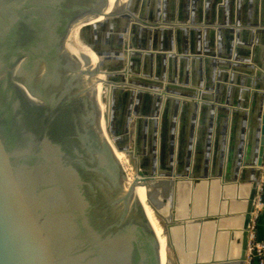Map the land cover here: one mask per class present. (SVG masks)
I'll list each match as a JSON object with an SVG mask.
<instances>
[{"label": "water", "instance_id": "1", "mask_svg": "<svg viewBox=\"0 0 264 264\" xmlns=\"http://www.w3.org/2000/svg\"><path fill=\"white\" fill-rule=\"evenodd\" d=\"M134 1L105 12L109 0H0V264H163L135 192L136 181L156 177L166 191L181 188L195 201L188 206L202 212L189 216L198 223L190 227L195 264H232L234 257L246 264L264 175V0H205L202 8L200 0H178V7L172 0L170 16L166 6L161 14L141 0L137 17ZM147 18L156 23L148 28L155 42L136 45L134 30L144 27L138 19ZM117 19L128 21L119 31ZM77 22L98 55L93 68L66 47ZM141 58L150 67L168 58L169 72L138 69L137 76L132 63ZM178 59L182 82L191 64L198 90L172 82ZM97 74H105L104 112L87 78ZM146 94L155 102L144 112ZM163 100L170 113L165 148L156 118ZM116 149L138 158L128 186ZM236 181L251 184L237 237L220 219L238 215L211 212L213 191L229 202L224 190ZM175 213L169 228L185 224ZM232 240L238 256L230 253Z\"/></svg>", "mask_w": 264, "mask_h": 264}, {"label": "rangeland", "instance_id": "2", "mask_svg": "<svg viewBox=\"0 0 264 264\" xmlns=\"http://www.w3.org/2000/svg\"><path fill=\"white\" fill-rule=\"evenodd\" d=\"M78 37L81 43L88 45L87 42L84 40V38L79 36V33H78ZM85 37L88 38L86 35ZM183 78H184L183 75L180 73L177 76V81L182 82L181 79ZM165 114H166L165 111H163L162 113L163 127L165 124V120H164ZM108 131L109 130L107 129V125H106V132L110 133ZM162 140H163V137H162ZM120 154L122 156V162L126 170V175L128 176V181L133 182L135 180V176L138 174L137 173V169L139 167L138 158L132 152L130 153L120 152ZM181 182L182 181H180V184ZM142 183L144 184V181ZM188 184L191 185L192 182L190 181L188 182ZM138 185H139V181H136V186ZM180 189H176L175 191L173 190V186H170V188H168L167 191L164 190L162 186L157 187L155 192H153L152 188L150 189L151 204L155 207L154 213L156 215V220H157L156 232L160 238L162 259L165 262V264H180V261L189 262L188 264H195L194 261L197 259L196 258L197 257V251H196L197 240H196V237H194V233H191L190 227L194 225L198 226L197 225L198 223L189 221V216L190 215L198 216L199 214H202V212L200 213L199 209L195 206L191 208L190 206H188L189 200L190 201L192 200L193 203L195 201L194 199L185 198L183 191ZM224 191H225L224 196L226 198L229 196L231 200L229 202L227 200H224L223 202H220V201L218 202L219 198L217 197V192L215 191V193L212 194L211 212L212 213L222 212L223 214L227 212H230V213H233V212L236 213L238 211L240 212L242 210L241 203H240L241 200H239L240 202L233 201L237 199L235 198L237 195V187L235 188V187L230 186L231 196L227 194L226 189ZM173 200H176V203H175L176 205L172 203ZM227 205L230 206L228 210L226 208ZM173 207H176V213H175L176 218L180 221H184L185 224L184 225L181 224L178 227L169 228L167 224L172 221L171 217H172ZM234 218H232L231 220H224V221L221 220V224H224V225L228 224L230 226L231 225L236 226V222L238 221L236 220V218L235 219ZM183 230L185 231V234L180 237V233L182 234L184 233ZM236 250H237L236 247H234L233 252H236ZM187 255L190 257H188ZM201 255L200 254L198 255V260L202 259Z\"/></svg>", "mask_w": 264, "mask_h": 264}, {"label": "bare ground", "instance_id": "3", "mask_svg": "<svg viewBox=\"0 0 264 264\" xmlns=\"http://www.w3.org/2000/svg\"><path fill=\"white\" fill-rule=\"evenodd\" d=\"M126 0H109V3H108V6L105 8V12H111L114 8L120 6L121 4H123V2H125ZM105 16L104 15H101L100 17H98L97 19H94L96 20L95 22H98V21H102V20H105ZM82 22H77L71 29L69 35H68V39H67V43H66V47L72 52L74 53L75 55L79 56L84 62H85V65L88 66L89 68H93V66L97 63L98 61V55L94 52V50L86 45V44H83L80 42V39L78 37V33H79V28L81 26ZM87 56L90 57L91 59V64L89 63V61L87 60ZM87 78L88 80H90L89 82L92 83V87L95 89V91L97 92V95H98V100L100 102V106H101V110L102 112L106 111L107 109V106H106V103L104 102L102 96H103V93H104V90H103V82H102V78H105L104 74H97V75H93L91 77H89V75H87ZM88 83V82H87ZM89 85V84H88ZM94 85V86H93ZM159 115V114H158ZM158 115L156 116L157 120H158ZM160 118V116H159ZM159 123V122H158ZM101 126L103 128L104 131H106V121H105V116L104 114H102V119H101ZM158 134V133H157ZM158 138V136H157ZM159 145V144H157ZM120 152H123V153H126L124 151H119L116 149V154H117V157L122 161V156L120 154ZM139 181V185L135 187V192L136 194L138 195L140 201L144 204L145 208H146V212L150 218V221L152 222L154 228L156 229V215L154 213V210L153 208L150 206L149 202H148V199L150 197V189L152 188V190H154L157 186H159L160 182H161V178L160 177H156L154 179H146L144 181V184L142 183L143 181L142 180H138ZM131 182L126 181V184L127 186L130 184ZM202 185H204V183L200 184L199 185V188L202 189ZM250 182H245V183H242V182H239V181H236L235 183H233L232 185H229L226 187V191H227V194L230 195V186L232 187H237V189L239 188V192L240 193H237V198L239 197V194H240V200L241 202L238 200L236 202H240L241 203V211L239 213H234L235 215H238V217L234 216L236 218V220L238 222H236V226H234V230H235V236H240L241 234V228H242V218H243V214H244V207H245V202H246V198L248 196V192H249V188H250ZM217 189H215L213 191V193H215ZM158 191V190H157ZM217 192V191H216ZM212 193V194H213ZM171 196V195H170ZM214 196V195H213ZM159 198V197H158ZM157 198V199H158ZM236 198V197H235ZM171 199V197H170ZM155 200V199H154ZM168 200V199H167ZM234 201V200H233ZM243 205V206H242ZM227 210H228V206H226ZM226 210V211H227ZM222 212H219L218 214H220ZM227 213H230V212H227ZM223 214V213H222ZM226 214V213H225ZM233 214V215H234ZM234 218V219H235ZM232 219V218H231ZM230 219V220H231ZM224 221V219H220V221ZM219 221V222H220ZM220 224V223H219ZM222 232L221 234L219 235V239L222 238ZM159 237V236H158ZM160 240V238H159ZM234 242V243H233ZM232 245H233V248L236 247V252H238V244L236 243V241L232 240ZM233 248L232 250H230V253L232 254L233 253ZM234 252V256H238L237 253ZM236 253V254H235ZM188 256V255H187ZM190 257V256H188ZM193 260V259H192ZM233 262L232 264H240L238 259L234 257V259H232ZM162 263L165 264V262L163 261L162 259Z\"/></svg>", "mask_w": 264, "mask_h": 264}, {"label": "flooded vegetation", "instance_id": "4", "mask_svg": "<svg viewBox=\"0 0 264 264\" xmlns=\"http://www.w3.org/2000/svg\"><path fill=\"white\" fill-rule=\"evenodd\" d=\"M164 2H165V4H164V6H166L167 8H168V3H167V1L168 0H163ZM178 1V0H177ZM135 2V11H134V15L137 17L138 16V13H139V7H140V4H141V0H136V1H134ZM159 2V3H158ZM204 2V3H203ZM148 3L149 4H151V6H152V4L153 3H156L157 4V7H159V9H160V11H161V14L163 13V9L165 8H162V0H148ZM205 4V0H200V6H201V8L203 7V5ZM151 6L150 5H148L147 6V9L145 10V12H144V15L145 16H147L148 18H150L151 16H152V8H151ZM169 6H171V4H169ZM177 7H178V4H177ZM119 11V10H118ZM196 13H198L197 14V17L199 16V14H201V10L199 9V6H198V12H197V10H196ZM170 14L169 13H167V16H169ZM147 18V20L146 21H144L143 22V20L142 19H138V22H140L141 21V23H143V25H144V27L143 28H140V27H138V28H136L135 30H134V34H133V40H134V43L137 45V44H144V45H147L149 42H152L153 44H154V32L151 34V37H148V28H151V27H154L155 25H156V23H155V21H151V20H149ZM128 21H125V19H122V20H120V19H117V22H116V26H115V30L116 31H119V30H122L124 27H125V25H127L128 23H127ZM169 23H171V22H169ZM157 24H159V23H157ZM160 24H163V25H166V24H168V22L167 23H160ZM147 26V27H146ZM103 34V33H102ZM102 34H100L99 35V37L100 38H102ZM86 41V40H85ZM188 42H189V44H190V38H189V40H188ZM159 43V42H158ZM164 44H165V42H164ZM98 45V44H97ZM124 46H126V44H124ZM222 48L224 49V50H226V42L224 41L223 42V45H222ZM126 59H127V56L125 57V62H126ZM167 59V58H166ZM166 59H165V65H164V67L163 66H157V64L154 62L153 63V65H152V67H150L151 66V64H150V66H149V63H147V61H145V59L143 60L142 58L141 59H139V60H137V61H135L134 63H132V66H133V68H134V70H136V72H134V74H136L137 76H141L142 75V73H144L145 71L146 72H148L149 70H151V69H155L156 70V72L157 73H161V72H169V68H170V66H171V63H169V64H166ZM168 61H170V60H168ZM175 63H176V61H175ZM180 64V63H179ZM173 68V67H172ZM175 68H176V71H178V74H180L181 73V70L183 69L180 65L179 66H176L175 65ZM121 69V68H120ZM138 69L140 70V71H142V73H139V71H138ZM178 74L177 75H175V77H176V79H177V76H178ZM192 75H193V72H192ZM144 76V78H146V79H149V80H155V79H153L154 77H149L148 75L146 76L145 74L143 75ZM193 77V76H192ZM188 78H190L189 76H188ZM184 79H185V77H184ZM176 81V80H175ZM175 81H172V82H175ZM164 82H165V80H164ZM125 90L126 89H124V91H123V93H122V97H124V95H125ZM145 101H144V103L141 105L142 106V108H143V111L144 112H147V111H149L153 106H154V102H155V100H154V102L151 100V96L150 95H148V94H146V96H145V99H144ZM140 106V107H141ZM160 109H161V112H160V118H159V115H158V126H157V129L158 128H160V130L162 131V135H163V140H162V145L164 146L163 148H165L167 145H168V133H169V128H170V119H169V109L167 108V106L166 105H164V100L162 101V104H161V106H160ZM163 109V110H162ZM163 111H165V118H164V120H165V124H164V127H163V125H162V113H163ZM120 121L121 120H117L116 121V123H115V125H114V127L117 129V128H119V126L121 125V123H120ZM180 130H182L183 129V127L181 126L180 128H179ZM157 136H158V134H157ZM159 144V143H158Z\"/></svg>", "mask_w": 264, "mask_h": 264}, {"label": "built area", "instance_id": "5", "mask_svg": "<svg viewBox=\"0 0 264 264\" xmlns=\"http://www.w3.org/2000/svg\"><path fill=\"white\" fill-rule=\"evenodd\" d=\"M264 173V165H263ZM264 208V175L260 183L259 193L256 199L253 219L251 222V231L247 248L246 264H264V238L257 235L256 225L260 211Z\"/></svg>", "mask_w": 264, "mask_h": 264}, {"label": "crops", "instance_id": "6", "mask_svg": "<svg viewBox=\"0 0 264 264\" xmlns=\"http://www.w3.org/2000/svg\"><path fill=\"white\" fill-rule=\"evenodd\" d=\"M171 2H172V0H168L167 1V3H168V8H167V13H169L170 15L171 14H173V15H175V11L173 12V11H171V8H170V6H169V4H171ZM204 3V2H203ZM164 4H165V2L162 0V8H164L165 6H164ZM177 4H178V1H176V6H177ZM191 5V4H190ZM198 14V13H197ZM169 15V16H170ZM201 15L203 16V12L201 11ZM203 36L201 35V38H202ZM190 38V37H189ZM169 59L167 58L166 59V64H169L170 63V61H168ZM176 66H179V59L178 60H176ZM190 68H192V66H191V64H189V70H190V78H189V82H187V83H183V82H180V81H175L174 82V84L175 85H178V86H181V87H184V88H186V89H190V90H198V88H199V86H198V84H197V82L196 83H193V80H192V71H191V69ZM229 70V72H230V69H228ZM254 71H256L255 69H254ZM256 73V72H255ZM214 92H215V90H212V94H213V96H214ZM239 188L237 189V193H240L239 192ZM239 197H240V194H239ZM238 197V198H239ZM236 198H237V195H236ZM256 231H257V235H258V237H260V238H264V208L260 211V213H259V216H258V218H257V225H256ZM252 264H256L255 262L254 263H252Z\"/></svg>", "mask_w": 264, "mask_h": 264}]
</instances>
